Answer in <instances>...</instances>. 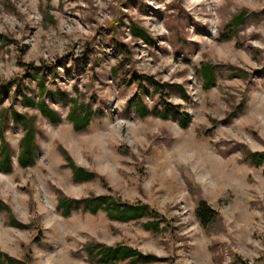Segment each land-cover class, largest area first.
<instances>
[{"label": "rangeland", "instance_id": "obj_1", "mask_svg": "<svg viewBox=\"0 0 264 264\" xmlns=\"http://www.w3.org/2000/svg\"><path fill=\"white\" fill-rule=\"evenodd\" d=\"M239 14L242 22L226 27ZM205 62L216 76L207 88L198 72ZM263 67L264 0H0V111L8 114L0 130L12 154L11 172L0 170L8 207L0 252L24 264H101L89 260L88 243H126L155 254L156 264H264V162L244 156L264 151ZM40 81L52 94L40 93ZM71 98L93 111L84 130L67 118ZM167 103L188 113L185 126L170 111L166 119L148 112ZM13 109L34 124L32 166L17 163L23 131ZM59 146L96 177L73 181ZM59 193L148 203L163 229L81 206L63 216ZM199 200L216 212L206 226Z\"/></svg>", "mask_w": 264, "mask_h": 264}, {"label": "trees", "instance_id": "obj_2", "mask_svg": "<svg viewBox=\"0 0 264 264\" xmlns=\"http://www.w3.org/2000/svg\"><path fill=\"white\" fill-rule=\"evenodd\" d=\"M242 22V16L239 14L236 17L230 19L226 23V27L236 28ZM133 34L146 39L147 36L139 29L133 28ZM230 38L229 35H223ZM198 72L203 78L204 88L209 87L215 82L216 76L212 72V65L210 63H201ZM262 74H264V67L262 69ZM239 76L245 77L247 73L245 71H240ZM147 82L158 89V83L153 80L150 76L145 78ZM40 88L41 94H52L51 91H44V87ZM71 102L70 109L67 113V118L71 122L73 129L76 131H81L87 128L90 122L91 115L93 113L89 104L83 102H78L76 98L69 99ZM26 102L29 105H34L37 107L38 111L45 116L48 120L55 122L58 119V113L53 110L43 99L35 101L34 98L28 97ZM171 105L170 103H167ZM171 108L166 107L164 111H158L155 107L150 109L148 112L152 114H157L159 117L166 119L168 112H172V116L178 115L179 124L181 126L186 125V119L188 113L180 110L179 105H171ZM242 105L240 106V108ZM136 108L141 115L144 114L146 109L140 107L137 103ZM239 108V106H238ZM0 119L6 117L7 111H0ZM11 120L22 128L23 135L20 138V146L16 156L17 163L21 167H27L34 165L37 145L35 143V129L34 124L31 119L26 114H22L15 109L10 112ZM0 120V124L3 123ZM2 127V126H1ZM0 127V129H2ZM60 154L63 157L64 165L68 167L71 171L72 179L75 182H84L93 180L96 174L82 166L76 165L68 152L62 148L58 147ZM244 156L250 164L261 165L264 162V151H244ZM0 170L3 172H11L12 170V154L10 153L9 146L3 136L2 130H0ZM81 206L83 210H87L92 214L97 213L99 210L103 211L106 217L110 220H116L120 222H128L131 220L146 219L143 223V227L151 232H160L163 227H160V223L163 222L164 218L161 217L158 212L150 207L148 203L135 201L128 202L123 201L120 198H114L110 195H95L88 194L83 197L73 198L59 193L57 196L56 207L60 210L61 215L67 216L70 214L72 209ZM8 207L0 198V211H7ZM195 214L199 222L204 226L210 224L215 216L216 212L205 200H199L195 207ZM8 223L14 227L25 228L29 225L22 223L15 219L13 216L8 217ZM86 253L90 261L101 263V264H117L118 262L126 261L128 264H153L160 261L159 257L152 253H144L140 250L130 246L126 243H117L114 246H108L103 243L95 242L88 243L85 247ZM155 263V264H156ZM0 264H24L20 260L13 259L6 253L0 252ZM161 264V263H160ZM240 264H248L246 260L240 259Z\"/></svg>", "mask_w": 264, "mask_h": 264}]
</instances>
